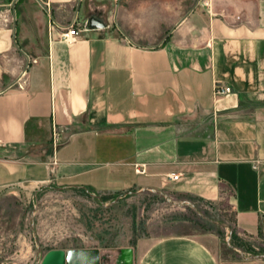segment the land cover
Masks as SVG:
<instances>
[{
	"label": "crops",
	"instance_id": "1",
	"mask_svg": "<svg viewBox=\"0 0 264 264\" xmlns=\"http://www.w3.org/2000/svg\"><path fill=\"white\" fill-rule=\"evenodd\" d=\"M50 183L225 202L243 234L263 229L264 0H0V195ZM127 248L223 264L211 232L62 250L118 264Z\"/></svg>",
	"mask_w": 264,
	"mask_h": 264
},
{
	"label": "rangeland",
	"instance_id": "2",
	"mask_svg": "<svg viewBox=\"0 0 264 264\" xmlns=\"http://www.w3.org/2000/svg\"><path fill=\"white\" fill-rule=\"evenodd\" d=\"M234 219L225 202L211 206L151 191L99 194L50 183L29 194L0 195V264H37L52 250H116L148 236L206 232L220 237L223 264L264 260L263 229L245 235Z\"/></svg>",
	"mask_w": 264,
	"mask_h": 264
},
{
	"label": "water",
	"instance_id": "3",
	"mask_svg": "<svg viewBox=\"0 0 264 264\" xmlns=\"http://www.w3.org/2000/svg\"><path fill=\"white\" fill-rule=\"evenodd\" d=\"M105 26L102 21L92 17L86 22L85 30H97ZM237 251L240 252L238 249ZM117 263L134 264L133 250L131 248L121 250ZM37 264H100V256L97 250H52L45 255L42 261L38 259Z\"/></svg>",
	"mask_w": 264,
	"mask_h": 264
},
{
	"label": "built area",
	"instance_id": "4",
	"mask_svg": "<svg viewBox=\"0 0 264 264\" xmlns=\"http://www.w3.org/2000/svg\"><path fill=\"white\" fill-rule=\"evenodd\" d=\"M80 35V31L77 29V25L74 23L70 27H68L63 34L61 35V40L64 42H73ZM231 93V88L221 86L220 84H216L214 89L215 98H222L228 96ZM170 179L178 180V176H172Z\"/></svg>",
	"mask_w": 264,
	"mask_h": 264
},
{
	"label": "trees",
	"instance_id": "5",
	"mask_svg": "<svg viewBox=\"0 0 264 264\" xmlns=\"http://www.w3.org/2000/svg\"><path fill=\"white\" fill-rule=\"evenodd\" d=\"M83 190H86V189H83ZM91 191V190H90ZM186 198H189V199H192V200H196V201H199V202H202V203H206V204H209L211 206H213L212 204L210 203H207V202H203L202 200H199V199H196V198H192V197H189V196H184ZM235 220V219H234ZM235 224H236V220H235Z\"/></svg>",
	"mask_w": 264,
	"mask_h": 264
}]
</instances>
